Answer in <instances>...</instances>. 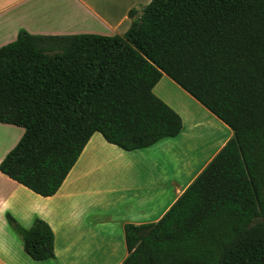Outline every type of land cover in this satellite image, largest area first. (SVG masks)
I'll return each instance as SVG.
<instances>
[{
    "label": "trees",
    "instance_id": "1",
    "mask_svg": "<svg viewBox=\"0 0 264 264\" xmlns=\"http://www.w3.org/2000/svg\"><path fill=\"white\" fill-rule=\"evenodd\" d=\"M128 18L123 35L0 48V123L24 130L0 172L46 198L95 133L125 152L177 137L153 93L165 75L233 134L161 219L124 226L122 264H264V0H151ZM6 220L32 260L54 258L45 222Z\"/></svg>",
    "mask_w": 264,
    "mask_h": 264
},
{
    "label": "crops",
    "instance_id": "2",
    "mask_svg": "<svg viewBox=\"0 0 264 264\" xmlns=\"http://www.w3.org/2000/svg\"><path fill=\"white\" fill-rule=\"evenodd\" d=\"M150 1L0 0V48L20 31L32 36L123 35L131 24L128 12H139ZM153 93L180 116L177 137L125 152L95 133L57 193L46 198L0 172V264L123 263L128 256L124 226L161 219L233 134L194 99L189 104L190 96L167 76ZM211 124L228 131L213 152L215 139L201 133ZM23 133L0 123V162ZM7 215L25 229L36 219L45 222L54 235V258L32 260Z\"/></svg>",
    "mask_w": 264,
    "mask_h": 264
},
{
    "label": "rangeland",
    "instance_id": "3",
    "mask_svg": "<svg viewBox=\"0 0 264 264\" xmlns=\"http://www.w3.org/2000/svg\"><path fill=\"white\" fill-rule=\"evenodd\" d=\"M161 84H164V81H162ZM188 98H189L188 103L191 104V102H193L191 100H193V99H191V97H188ZM201 131H202L201 133H203V136L206 138V140L209 138L215 139L216 143L212 149V152L221 145V143L226 138V135L228 132L223 127H217L215 124L203 126V127H201Z\"/></svg>",
    "mask_w": 264,
    "mask_h": 264
}]
</instances>
